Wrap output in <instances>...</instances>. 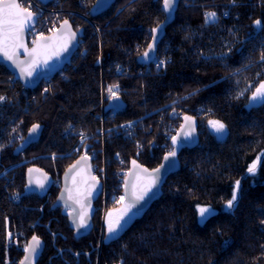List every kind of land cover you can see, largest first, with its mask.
Here are the masks:
<instances>
[{"label":"trees","instance_id":"trees-1","mask_svg":"<svg viewBox=\"0 0 264 264\" xmlns=\"http://www.w3.org/2000/svg\"><path fill=\"white\" fill-rule=\"evenodd\" d=\"M95 1L63 2L75 12L69 20L79 35L78 52L85 53L73 56L52 77L51 96L43 95L39 85L25 97L19 80L11 81L13 75L0 63V96L7 97L0 101V173L10 167L6 176L0 175V264L6 258L7 224L12 232L22 231L26 242L33 236L44 241L37 264H94L98 211L93 230L77 236L67 211L54 205L62 173L77 157L70 154L76 136L65 131L75 125L92 134L88 143L100 157L103 125L115 127L167 105L191 115L199 107L206 110L199 145L181 151L180 170L168 176L161 197L145 213L132 212L115 235L106 226L99 264H264V102L250 100L264 81V0H180L158 45L155 61L164 60V69L129 76L113 68L144 67L137 57L150 43L152 29L165 19L163 0H115L93 16ZM210 12L217 14L215 22H206ZM102 80L106 89L118 85L117 95L126 103L115 111L108 105L104 120ZM210 119L225 124L224 137L210 129ZM34 123L43 126L39 141L17 152ZM137 143V138L112 137L106 142L107 156L114 164L119 154L128 168L132 161L149 168L160 164L165 152L138 154ZM259 156L257 171L249 173ZM32 165L54 178L49 191H27L26 169ZM237 180L238 198L229 209ZM197 205L216 213L201 222ZM123 207L121 202L109 206L113 220ZM59 249L62 254L54 257ZM70 250L79 253L78 261Z\"/></svg>","mask_w":264,"mask_h":264},{"label":"water","instance_id":"water-1","mask_svg":"<svg viewBox=\"0 0 264 264\" xmlns=\"http://www.w3.org/2000/svg\"><path fill=\"white\" fill-rule=\"evenodd\" d=\"M38 1H40L43 4H48L53 0H38ZM114 1L115 0H96L90 8L91 15L94 16L103 11L108 10L109 7L114 3ZM179 2L180 0H175V4L173 8L167 11L164 9L162 3V8L165 11V19L159 24L160 28L155 33V35L157 36V39L155 41V47L150 52V55L148 57H145L143 54L146 51H148V46L146 47V49L137 57V62L139 64L142 65L150 64L156 59L159 42L162 40V38L165 35V30L167 25L171 23L175 18V13L178 8ZM64 20H67L69 22V25L71 26V31L76 32L75 29L73 28L71 21L69 19H63L55 30H53L49 34H45L44 36L52 37L62 34L64 30L61 29V25L63 24ZM36 23H37V16L35 17L34 23L30 25L29 28H27L24 33V40L29 48L32 47V43L29 44L28 31L32 29L36 25ZM57 30H60L59 33ZM152 37H153V32H152ZM58 42L59 41H56V43ZM151 43H153L152 38L149 44ZM68 48L69 50L67 52L61 53L59 57H54L53 60L49 61V66L40 67L37 70V72L33 74V77L21 76L19 68H17L11 61L7 60V58L4 57L3 54H0V63H3L5 67L11 72V74L14 75L19 80L21 84H24L31 89H35L39 86V84L44 78L53 77L54 75H56L73 58L74 54L79 48V35L77 32H76V38L71 42V44H69ZM24 58L25 55L23 53V50L21 49L19 59L23 60ZM108 105L113 110H119L124 108L126 106V103L124 102V100L120 95H116L115 98L109 99ZM185 116H190L193 118L195 123V131L193 132V135L190 138L185 139L183 136L179 138L180 142L177 145V156L175 158H170L168 161H165L164 156L168 153L167 152L164 154L160 164L154 168H149L148 166L142 164L141 162L136 161V165L140 166L143 169H148L149 172H151L155 168L160 167L161 164H164L165 167H163L159 173L160 180L156 185V187L153 188V190L145 197L143 201L137 204L136 208L133 209L134 213L136 214L145 213L151 207V205L161 197L163 193V185L166 179L168 178V176L172 173L179 171L181 168V162L179 158L181 151L184 148H193L199 145L200 136L198 132V120L195 116L191 114H186ZM184 117L182 119L181 125L184 124L185 130H188ZM34 124H39V123H34ZM33 125H31V127L28 129L25 137L17 144L15 148L17 152H21L25 150L30 144L39 141L43 131V126L39 124L40 127L37 130V132L32 133L30 132V129L32 128ZM181 125L179 126L177 133L181 132ZM225 134H226V130L222 134L218 133L220 138L224 137ZM85 156L87 157V159L82 160L81 158ZM30 169L32 170L31 172L29 171ZM137 175H140L143 178V180L147 179L146 174L140 172L139 169L135 168L131 163L127 170L125 180L127 179L131 182L135 179ZM93 177L95 178V180L92 179ZM53 184H54L53 177L44 169L34 165L27 167L26 189L28 192L43 194L49 191L53 186ZM102 187H103L102 181L97 179L94 175L93 161L91 157L88 155H80L76 157L75 160L71 162L63 171L61 176L60 190L54 202V205L61 206L67 211L69 226L71 229H73L74 233L77 236L88 235L93 230L94 228L93 218L96 213V202L101 195ZM89 192L91 193V195H89ZM130 193H131V183L129 184L128 191L126 192L125 181H124V189H123V194L125 196V201L123 202L124 205L128 203V200L130 199ZM81 213H86V219H87V225L83 228L78 227L79 215ZM39 240H40V246L36 254L34 256H31L30 259L25 260V257L29 256V253H26L25 251L19 264H21L22 261L24 262V264H37L36 256L44 248V241L41 238H39ZM31 242H32V237L28 240L27 246Z\"/></svg>","mask_w":264,"mask_h":264},{"label":"built area","instance_id":"built-area-1","mask_svg":"<svg viewBox=\"0 0 264 264\" xmlns=\"http://www.w3.org/2000/svg\"><path fill=\"white\" fill-rule=\"evenodd\" d=\"M20 3L26 8H29L30 11L37 13V23L36 25L28 32V41L31 44L37 35L40 33L46 34L52 32L58 27L59 21L65 12L60 5L63 6L62 0H55L51 7L45 6V4L39 2L38 0H19ZM31 5V6H30ZM49 17L46 18L45 14ZM75 13L73 10H68L65 15L66 18H69L70 14ZM84 16L86 14H83ZM43 17V20H41ZM80 47V45H79ZM85 53L84 49L76 51L74 56H83ZM156 60V59H155ZM154 60V61H155ZM153 61V62H154ZM164 61L159 59L155 61L153 65L145 64L144 67H139L133 69L130 66H124L118 64L113 68L114 73L117 75L129 76L132 74H146L159 72L164 69L165 63L160 65V62ZM165 62V61H164ZM159 65V66H158ZM111 69V68H110ZM108 69V72L111 71ZM103 77V74H102ZM15 76L10 77L11 81L15 80ZM41 93L45 96H51L53 93L52 90V77L44 78L40 83ZM47 89V91H45ZM20 91L24 96H28L30 88L24 84H21ZM117 95V89H115ZM4 100L6 101L7 97ZM109 93L104 86L103 80L101 81V103H102V118L104 120V113L106 108H108ZM1 101V102H2ZM169 106L161 107L155 111H151L145 115H142L138 118L128 120L118 126L105 128L104 125L101 129V144H102V153L100 157H97L95 148L92 147V144L88 143V140L92 137V134L86 133L83 129L77 128L75 125H70L66 129V135L76 136V143L72 149L73 153L82 152L81 155H88L91 157L94 166V175L97 179L102 181L103 187L102 192L97 200L96 210L102 214L101 215V228H100V244L93 248L97 250V257L94 261V264H99V253L101 249V242L103 240L104 230L107 225V209L108 206L119 200L121 196H124V181L125 176L128 170V167L124 165L123 159L119 154L115 155V162L108 159L106 153V142L112 137H122L124 140H133L134 138L138 139L137 143V153H143L148 151L152 156L155 153V150L160 152H167L173 145L171 137L176 135L181 122V118L186 114L183 109L178 108L175 111L168 110ZM115 111V110H113ZM161 112L160 115L156 114ZM197 114L199 119L198 126L200 124H205V118L208 113L203 107H199L195 115ZM114 115V113H112ZM181 117V118H180ZM202 129H200V132ZM203 145V144H202ZM98 159V160H97ZM57 176L56 181H59ZM38 222V221H37ZM7 229V237L10 238L9 244L6 246V258L4 264H19L27 246L26 240L23 238L22 231L11 232ZM10 234V235H9ZM56 236V234H53ZM71 251V250H70ZM63 250L59 249L57 254L53 255L54 257L58 254H62ZM71 253L76 257L78 261L79 253L71 251ZM89 255V252H87ZM91 264V262L89 263ZM113 264H121L120 262H115Z\"/></svg>","mask_w":264,"mask_h":264},{"label":"snow or ice","instance_id":"snow-or-ice-1","mask_svg":"<svg viewBox=\"0 0 264 264\" xmlns=\"http://www.w3.org/2000/svg\"><path fill=\"white\" fill-rule=\"evenodd\" d=\"M235 2V0H233ZM175 0H163L164 9L170 10L173 8ZM31 6V5H30ZM37 13L30 11L19 2V0H0V54H3L7 60L11 61L20 70L21 76L33 77V74L37 72L40 67L49 66V61L53 60L54 57H59L61 53L67 52L69 50L68 46L76 38V32L71 31V26L67 20L63 21L61 29L63 33L57 36L46 37L43 33L37 35L36 39L32 41V47L29 48L24 40V33L30 25L34 23ZM217 14L215 12L206 13V22H215ZM261 21L256 20L254 22L257 28L261 27ZM160 25L158 24L156 28L152 29L153 32V43L148 45V51L143 55L148 57L150 52L155 47V41L157 36L155 33L159 30ZM58 33L60 30H57ZM56 41H59L56 43ZM23 50L25 58L23 60L19 59L20 50ZM261 61H264V52L260 56ZM164 61L160 62V65L164 64ZM159 66V65H158ZM118 85L109 86L107 91L109 93V99L116 97V91ZM47 91V89H45ZM5 97L0 96V101L4 100ZM252 101H262L264 102V81L260 82L259 85L252 92L250 97ZM184 120L186 122L188 130H185V125H181V132L177 135L171 137L172 140V150L169 151L165 156L164 160L168 161L170 158H175L177 156V145L180 142V137L183 136L185 139L192 137L195 131V123L192 117L185 116ZM209 126L216 133H224L226 126L219 120H208ZM39 124H34L30 129V132L35 133L39 129ZM82 160H86L87 157H82ZM259 157L248 167L247 171L249 173H255L257 171V165L259 162ZM79 163V162H77ZM135 168L139 169L140 172L146 174L147 179L143 180L140 175H137L133 181L125 180V190L128 191L129 184L131 183V193L128 203L124 205L122 209L119 210V215L115 220L112 219V213L107 214V231L110 235H115L123 227V222H126V217H128L133 209L136 208L137 204L145 199V197L156 187L160 180L159 173L164 164L160 167L153 169L151 172L148 169H143L136 165V161H132ZM75 167V166H74ZM32 171L31 169L29 170ZM95 180V178H92ZM42 186V185H41ZM240 181H236L235 190L232 193L231 199L227 201V207L231 209L234 206V202L237 201V191L239 190ZM89 195L91 193L89 192ZM125 201V196L119 198V202L123 203ZM79 202V201H77ZM197 212L201 220H204L211 214V206H200L197 205ZM87 225L86 213H81L79 215L78 227L83 228ZM10 235V234H9ZM40 246V240L38 237L33 236L32 242L26 246L25 251L29 253V256L25 257V260L30 259L34 256ZM21 264H24L22 261Z\"/></svg>","mask_w":264,"mask_h":264},{"label":"rangeland","instance_id":"rangeland-1","mask_svg":"<svg viewBox=\"0 0 264 264\" xmlns=\"http://www.w3.org/2000/svg\"><path fill=\"white\" fill-rule=\"evenodd\" d=\"M54 1H55V0L49 2L48 4H45L46 8H47V7H48V8L51 7V5L53 4ZM64 1H65V0H62V4H63V6L60 5V8H62L65 12L63 13L64 16L61 17L59 23H60L63 19H69V18H66V16H65V15L67 14V11H68L69 9H66V8L64 7V3H63ZM39 2H40V1H39ZM44 14H45V13H44ZM45 16H46V18L49 17L47 14H45ZM85 17H88V16L85 15ZM37 20H38V18H37ZM41 20H43V17H42ZM58 25H59V24H58ZM49 33H50V32H48V33H46V34H49ZM43 35H45V34H43ZM34 40H35V39H34ZM39 85H40V84H39ZM30 90H32V89L30 88ZM25 97H26V96H25ZM33 97H34V96H33ZM256 102H260V101H252V103H256ZM160 108H161V107H160ZM160 108H158V109H160ZM155 110H157V109H155ZM155 110H154V111H155ZM156 114L160 115L161 112H158V113H156ZM187 114H189V113H187ZM185 115H186V114H185ZM185 115H184V116H185ZM184 116H183V117H184ZM193 116H195V117L197 118L198 123H199V119H200V117H198L197 114H196V115L193 114ZM183 117H182V118L180 117V118H181V122H182ZM181 122H180L179 126L181 125ZM210 129L213 130L211 127H210ZM213 131H214V130H213ZM198 132H199V136H200V127H199V126H198ZM201 132H204V131L202 130ZM93 147H94V146H93ZM72 151H73V150H72ZM72 151L70 152V154H75L77 157L80 156V155L82 154V152H79V153L76 154V153H73ZM136 151H137V149H136ZM167 152H169V151H167ZM167 152H165V153H167ZM261 155H263V154H261ZM107 158L111 160V158H109V157H107ZM259 158L261 159V156H259ZM260 159H259V161H260ZM97 160H98V159H97ZM258 164H259V162H258ZM124 165H125V164H124ZM257 166H258V165H257ZM9 168H10L9 166H8V167H5V168L2 170V172L0 173V175H1V176H6V175H7L6 171H8ZM235 202H236V201H235ZM235 202H234V204H235ZM117 203H119V200L116 201V202L113 203V204H117ZM110 205H111V204H110ZM110 205H109V206H110ZM109 206H108V209H107V213L110 212V208H109ZM120 208H121V207H120ZM118 209H119V208H118ZM214 213H216V210L211 208V214H210V215H212V214H214ZM101 215H102V214H100V213L98 212V220H99V222H100V228H101V219H103V218H101ZM207 217H208V216H207ZM200 221H201V222H204L205 219H204V220H201V219H200ZM36 223H39V222H36ZM106 226H107V225H106ZM6 228L10 229L9 226H8V224H7ZM105 230H106V227H105ZM105 230H104V231H105ZM8 231H11V230H8ZM11 232H12V231H11ZM7 235H8V233H7V230H6V245L9 244V242H10V238H8ZM120 263H121V262H120ZM121 264H122V263H121Z\"/></svg>","mask_w":264,"mask_h":264},{"label":"bare ground","instance_id":"bare-ground-1","mask_svg":"<svg viewBox=\"0 0 264 264\" xmlns=\"http://www.w3.org/2000/svg\"><path fill=\"white\" fill-rule=\"evenodd\" d=\"M30 30H31V29H30ZM30 30H29V31H30ZM29 31H28V32H29ZM29 44H30V43H29Z\"/></svg>","mask_w":264,"mask_h":264},{"label":"flooded vegetation","instance_id":"flooded-vegetation-1","mask_svg":"<svg viewBox=\"0 0 264 264\" xmlns=\"http://www.w3.org/2000/svg\"><path fill=\"white\" fill-rule=\"evenodd\" d=\"M97 205V204H96ZM96 214V213H95Z\"/></svg>","mask_w":264,"mask_h":264}]
</instances>
